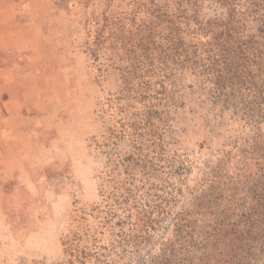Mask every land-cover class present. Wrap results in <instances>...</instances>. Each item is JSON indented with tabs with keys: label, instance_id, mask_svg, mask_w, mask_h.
Here are the masks:
<instances>
[{
	"label": "trees",
	"instance_id": "trees-1",
	"mask_svg": "<svg viewBox=\"0 0 264 264\" xmlns=\"http://www.w3.org/2000/svg\"><path fill=\"white\" fill-rule=\"evenodd\" d=\"M129 3L85 20L119 72L105 139L128 146L107 156L100 220L52 264H264V0Z\"/></svg>",
	"mask_w": 264,
	"mask_h": 264
},
{
	"label": "rangeland",
	"instance_id": "rangeland-1",
	"mask_svg": "<svg viewBox=\"0 0 264 264\" xmlns=\"http://www.w3.org/2000/svg\"><path fill=\"white\" fill-rule=\"evenodd\" d=\"M10 1L27 16L26 0ZM129 2L50 0L49 8L39 9L47 18L43 40L50 42L46 46L50 50L42 49L35 63L43 70L42 87L53 101L52 110L58 112L55 119L49 116L51 127L45 135L52 141V154L47 159L55 157V164L46 167L48 183L40 189L23 183L24 189L18 193L12 184L1 181L0 264L59 262L65 236L82 231L85 219L95 226L102 216L92 204L101 198L99 184L107 156L125 150L128 143L105 139L115 111L107 98L119 89V72L112 56L101 52L100 65L91 58L85 20L92 11L97 14L108 7L115 14L130 9ZM195 99L189 101L181 123L191 139L201 134L196 133L199 118ZM39 160V156L34 158Z\"/></svg>",
	"mask_w": 264,
	"mask_h": 264
},
{
	"label": "crops",
	"instance_id": "crops-1",
	"mask_svg": "<svg viewBox=\"0 0 264 264\" xmlns=\"http://www.w3.org/2000/svg\"><path fill=\"white\" fill-rule=\"evenodd\" d=\"M49 2L27 0L29 16L24 17L15 2L0 0V187L5 180L18 193L23 183L45 187L46 167L55 164V157L47 159L52 141L45 135L49 116L55 119L58 112L52 110L53 101L42 87L43 70L35 63L42 49L50 50V42L43 40L47 18L39 11L49 8Z\"/></svg>",
	"mask_w": 264,
	"mask_h": 264
}]
</instances>
